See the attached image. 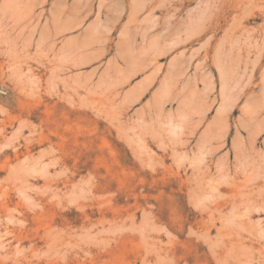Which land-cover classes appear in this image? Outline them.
<instances>
[{
  "label": "rangeland",
  "instance_id": "1",
  "mask_svg": "<svg viewBox=\"0 0 264 264\" xmlns=\"http://www.w3.org/2000/svg\"><path fill=\"white\" fill-rule=\"evenodd\" d=\"M0 264H264V0H0Z\"/></svg>",
  "mask_w": 264,
  "mask_h": 264
},
{
  "label": "bare ground",
  "instance_id": "2",
  "mask_svg": "<svg viewBox=\"0 0 264 264\" xmlns=\"http://www.w3.org/2000/svg\"><path fill=\"white\" fill-rule=\"evenodd\" d=\"M218 193H220V191H218ZM233 200H234V202L236 201L235 200V198H233ZM231 202H232V200H230ZM218 207V206H217ZM216 207V208H217ZM215 208V209H216ZM221 210V209H220ZM212 212H216V211H212ZM217 212H219V211H217ZM211 214V213H210ZM55 238L57 239V241H58V243H63V241H64V238L63 237H60L59 235L58 236H55Z\"/></svg>",
  "mask_w": 264,
  "mask_h": 264
}]
</instances>
